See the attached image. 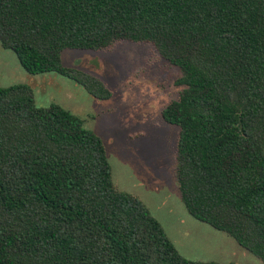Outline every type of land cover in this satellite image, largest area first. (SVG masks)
Masks as SVG:
<instances>
[{
  "label": "trees",
  "instance_id": "16d2710c",
  "mask_svg": "<svg viewBox=\"0 0 264 264\" xmlns=\"http://www.w3.org/2000/svg\"><path fill=\"white\" fill-rule=\"evenodd\" d=\"M117 42L151 44L179 69L162 118L179 128L181 200L264 262V0H0L2 48L99 100L113 92L61 56ZM0 264L219 263L185 258L114 184L102 138L20 83L0 86Z\"/></svg>",
  "mask_w": 264,
  "mask_h": 264
},
{
  "label": "rangeland",
  "instance_id": "374dc122",
  "mask_svg": "<svg viewBox=\"0 0 264 264\" xmlns=\"http://www.w3.org/2000/svg\"><path fill=\"white\" fill-rule=\"evenodd\" d=\"M61 58L64 67L99 78L113 97L99 100L57 73L31 75L1 44L0 86L30 85L38 106L59 104L81 117L106 145L114 184L143 201L185 258L264 264L228 234L194 219L181 200L176 179L179 128L162 118L163 109L182 90L175 84L179 69L151 44L132 42H117L101 52L65 50Z\"/></svg>",
  "mask_w": 264,
  "mask_h": 264
}]
</instances>
